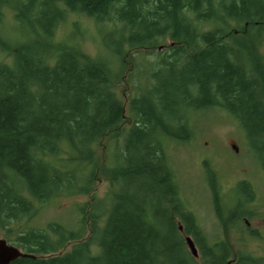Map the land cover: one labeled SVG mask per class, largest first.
Listing matches in <instances>:
<instances>
[{
    "label": "trees",
    "instance_id": "trees-1",
    "mask_svg": "<svg viewBox=\"0 0 264 264\" xmlns=\"http://www.w3.org/2000/svg\"><path fill=\"white\" fill-rule=\"evenodd\" d=\"M60 5L97 25L108 22L105 43L115 53L121 45L179 41L159 57L150 80L161 67L165 76L129 104L131 125L113 151L112 191L92 209L82 206L69 225L18 231L12 242L33 257L11 264H197L176 218L201 264H264L249 255L233 260L224 242H208L182 206L166 154L168 140L190 136L188 114L220 106L264 166V53L244 39L246 27L264 25V0H0V22L8 7L18 24L49 39L63 17ZM51 60L17 48L11 64L0 62V228L29 217L35 203L87 194L97 170L93 147L123 120L101 68L65 51ZM237 187L238 202L248 201L249 184ZM68 242L76 243L55 255Z\"/></svg>",
    "mask_w": 264,
    "mask_h": 264
},
{
    "label": "rangeland",
    "instance_id": "rangeland-1",
    "mask_svg": "<svg viewBox=\"0 0 264 264\" xmlns=\"http://www.w3.org/2000/svg\"><path fill=\"white\" fill-rule=\"evenodd\" d=\"M60 8L62 19L52 37L43 39L28 24H18L14 20V10L2 7L0 62L11 64V54L17 48L40 54L49 61L61 51L74 53L105 72L112 91L123 105L124 116L117 129L102 136L93 147L97 170L89 192L77 196L56 195L45 203H35L29 217L20 218L5 229L0 228V239L12 245L15 235L22 229L41 230L50 222L69 225L82 206L85 211L90 210L95 201L112 191L113 151H119L123 135L131 125L129 104L133 98L145 96L146 90L165 76L166 69L161 67L160 77L150 80L159 57L179 41L166 38L157 46L137 49L121 45L122 51L115 53L105 43L111 28L108 22L97 25L82 13L62 5ZM244 39L252 52L264 53V25L257 29L246 27ZM187 118L190 136L185 140L170 139L166 145L182 202L208 242H224L231 259L239 255L264 257V166L257 160L252 143L235 118L220 106L197 110ZM262 155L264 159V151ZM62 157L66 155H58L54 161ZM241 181L249 184L251 197L238 202L237 184ZM219 210H223V216L218 215ZM86 236L87 233L81 241ZM75 243L68 242L55 255L68 252ZM194 260L201 264L199 256Z\"/></svg>",
    "mask_w": 264,
    "mask_h": 264
},
{
    "label": "water",
    "instance_id": "water-1",
    "mask_svg": "<svg viewBox=\"0 0 264 264\" xmlns=\"http://www.w3.org/2000/svg\"><path fill=\"white\" fill-rule=\"evenodd\" d=\"M185 243L192 257L196 258L198 253L191 238L185 237ZM25 256L31 255L23 253L18 247L7 243L4 239H0V264H11L17 258Z\"/></svg>",
    "mask_w": 264,
    "mask_h": 264
},
{
    "label": "bare ground",
    "instance_id": "bare-ground-1",
    "mask_svg": "<svg viewBox=\"0 0 264 264\" xmlns=\"http://www.w3.org/2000/svg\"><path fill=\"white\" fill-rule=\"evenodd\" d=\"M177 194H178V197H179V199H180V201H181V203H182V206H183V208L185 209V211L188 212V213H190V212L187 210L186 205L182 202L183 200L181 199L180 193L178 192V187H177ZM176 224H177V230L179 231L180 235H182L183 240H184V244L186 245V243H185V237H190V238H191V236H189V235H185V234H182V233H183V225L181 224V221L178 220L177 218H176ZM180 228H181V229H180ZM191 240H192V238H191ZM192 241H193V240H192Z\"/></svg>",
    "mask_w": 264,
    "mask_h": 264
}]
</instances>
